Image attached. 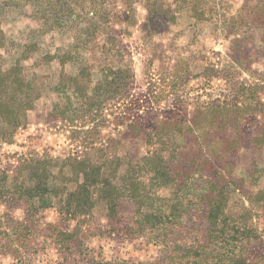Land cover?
<instances>
[{
  "label": "rangeland",
  "instance_id": "obj_1",
  "mask_svg": "<svg viewBox=\"0 0 264 264\" xmlns=\"http://www.w3.org/2000/svg\"><path fill=\"white\" fill-rule=\"evenodd\" d=\"M74 1L61 0L59 4ZM30 3L0 0V29L12 52L0 51L2 69L19 58L31 30L39 29L46 18L53 19L51 12H44L48 6L36 16ZM251 6L250 0H107L108 13L123 17L121 12L134 11L131 23L113 19L109 25L121 40L119 55L113 58L101 52L104 36L84 34L81 43L73 39L77 29L99 27L101 23L96 20L90 27L78 20L74 30L67 24L58 32L41 35V53L22 64L32 86L33 108L26 111V121L9 137L3 132L11 130H4L0 121V264H108L114 259L138 263L159 255L153 244L130 241L107 229L104 206L95 203L86 215L75 214L74 204L68 207L67 193L75 188L79 176L66 160L88 157L102 164L117 157L126 168L145 154L146 134L158 126V121L176 118L191 127L203 118L197 114L203 103L218 105L220 101L228 108L235 105L233 85L264 71V52L252 48L262 45L258 31L245 37L243 43L245 60L253 62L245 66L246 70L240 69L241 61L233 60L229 50L232 37L227 38L226 31L234 28L231 18L239 10L248 12ZM151 10L158 17L149 21ZM51 25L50 21L45 28ZM150 30L156 33L150 36ZM75 45L79 59L64 65L39 57L57 49L71 51ZM176 60L183 63L182 72L176 87L169 88L168 78ZM125 65L133 69V80L123 96L103 97L100 103L77 108L76 102L84 95H79L81 90L73 81L68 83V78L78 79L91 97L93 89L102 84L103 67ZM211 70L215 73L210 75ZM61 79L64 81L59 88ZM260 96L263 107L253 116L237 115L233 110L217 119L216 115L215 119L206 116L207 140L224 130L234 140L243 130L241 140L245 143L232 152L231 160L244 193L264 191V176H259L264 167V144L256 143V147L249 143L264 134V90ZM196 136L192 131L177 137L187 157L198 150ZM180 169L182 166H177ZM206 172L211 173V168ZM231 200L226 211L239 220V226L245 221L253 231L248 242L240 239L238 253L247 264H264V205L244 202L242 206L239 193ZM132 211L127 201L120 203L124 222L129 221ZM206 229L204 214L200 217L197 213L182 219L173 235L169 232L165 238L167 232H163L160 237L161 241L175 239L176 255L183 256L186 246L182 241L190 242L185 237L201 239Z\"/></svg>",
  "mask_w": 264,
  "mask_h": 264
},
{
  "label": "trees",
  "instance_id": "obj_2",
  "mask_svg": "<svg viewBox=\"0 0 264 264\" xmlns=\"http://www.w3.org/2000/svg\"><path fill=\"white\" fill-rule=\"evenodd\" d=\"M30 1L36 10L34 11L36 16L44 6H48V11L44 12H51L53 19H50L52 25L49 28H45L50 23L49 18H46L39 29L31 30L27 34L19 58L12 66L6 69L0 68V121L5 126L4 130H11L8 133L3 132L8 137L11 136L13 129L26 121V111L32 109L34 105L32 86L25 78L22 64L32 59L33 55L41 53L39 43L41 35L51 31L58 32L67 24H70V29L74 30L77 28L74 25L78 24V20L82 23L86 21L90 27L93 25L90 23L96 20L102 26L94 29H77L73 39L75 43H81L84 34L94 37L104 36L105 42L101 52L113 58L119 55L121 40L109 26L112 24L111 21L121 19L120 22L131 23L134 18L133 10L127 11L128 14L121 12L123 17H120L119 13H108L107 0H75L70 5L59 4L61 0ZM250 1L251 9L244 14L239 10L237 16L231 18L234 28L226 31L227 38L232 37L229 50L233 54V60L245 61V63L240 62L241 70H246L245 66L253 63L245 60L243 44L245 37L253 36L257 31L261 33L262 45L259 48L256 46L252 48L264 52V0ZM157 17V14L151 10L147 20L151 21ZM154 33L155 30L149 32L150 36ZM10 46L4 31L0 29V51L10 55L12 53ZM75 46L76 48L71 51L57 49L54 54L50 55L47 52L39 57L41 56V60L46 62L56 60L60 65H64L68 61L79 59L78 46ZM182 65L181 61H175V67L172 68L168 78L169 88L176 87V79L180 78ZM214 73L215 70H211L210 75ZM102 76L104 78L102 84L93 89L91 97L78 79L68 78V83L73 81L81 90L79 95H84L83 100L76 102L78 109H83L84 105L90 107L103 99L123 96L132 83L133 69L130 65L122 68L106 66L102 68ZM251 78L253 79L242 80L233 85V96L236 101L232 107L228 108L227 103L220 101L218 105L203 103L197 113L203 118L193 122L191 127L176 118L158 121V126L146 134L145 154L137 161L128 163L126 168H123L124 162L117 157L108 159L102 164L88 157H69L66 160L72 172L79 176L75 188L67 193L68 207L74 204L75 214L86 215L95 203L104 206L107 229L117 236H125V239L130 241L139 240L146 245L153 244L159 254L147 262L129 263L114 259L108 264H226V262L247 264L241 252L237 251L238 244L241 238L247 242L252 239L253 231L246 226L245 221L241 224L243 227L239 226V220L233 219L226 210L234 193H239L242 206L244 202L264 205V191L244 193L237 184L238 178L234 175L235 165L231 160V154L245 143L241 140L243 130L240 129L234 140L227 130L207 140L209 121L206 116L215 119L216 115L217 119L231 110L243 116L260 113L263 107L260 92L264 90V71H258L257 76ZM61 81L64 79L60 80L59 88L63 85ZM192 131L197 135L195 148L198 150H192V155L187 157L182 151V146L177 143V137L182 138L185 133ZM249 143L255 146L256 143L263 145L264 134L260 140L252 139ZM177 166H182V170H177ZM207 168H211V173L206 172ZM260 172L262 173L259 176H264V167ZM122 201H127L133 208L128 222H124L119 213ZM197 213L200 217L204 214V222L207 224L205 236L201 239L197 236L185 237L190 242L187 244L182 241L186 246L185 254L178 256L175 252L177 251L175 239L168 241L165 238L169 232L173 235L172 230L182 219L196 216ZM163 232H167V235L164 241H161L160 235Z\"/></svg>",
  "mask_w": 264,
  "mask_h": 264
}]
</instances>
